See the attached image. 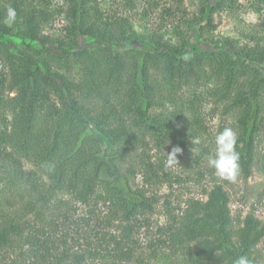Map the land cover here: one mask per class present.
<instances>
[{"label":"trees","instance_id":"obj_1","mask_svg":"<svg viewBox=\"0 0 264 264\" xmlns=\"http://www.w3.org/2000/svg\"><path fill=\"white\" fill-rule=\"evenodd\" d=\"M105 1L0 0V252L15 254L3 264H234L240 256L264 264L258 216L236 221L217 182L204 199L175 207L159 192L172 178L152 153L164 144L185 152L200 138L201 95L186 93L211 75L235 113L248 172L264 111V31L215 40V14L237 0H195L188 28L214 47L189 42L176 23L178 38L148 34L139 60L125 48L138 36L133 23ZM173 1L168 14L181 8ZM83 36L97 47L77 49ZM159 207L167 221L154 224ZM144 226L156 234L146 244L137 236ZM85 227L95 228L91 237Z\"/></svg>","mask_w":264,"mask_h":264},{"label":"rangeland","instance_id":"obj_2","mask_svg":"<svg viewBox=\"0 0 264 264\" xmlns=\"http://www.w3.org/2000/svg\"><path fill=\"white\" fill-rule=\"evenodd\" d=\"M126 1L129 0H106L105 6L107 9H116L119 15H124L133 23L138 36L125 48L131 49L139 60L146 49L145 37L153 32H158L167 39L174 40L178 38L177 32L173 28L176 23H179L180 31H184L181 34L187 36L189 42L202 43L204 50L214 47L212 41L203 40L199 36L198 26H193L192 29L188 28V19L198 9L197 1L182 0L179 4L181 11L172 12V14H168L165 8L177 7V3L173 0H133L132 5L128 7L125 6ZM255 1H259L260 10L258 12L253 7L256 5ZM180 16H184L183 19L187 21L184 20L186 21L184 22ZM214 21L216 23L213 31L215 40L227 36L243 41L251 35L260 36L264 31V0H237L233 9L215 14ZM6 38L9 46L18 47L20 45L18 37L7 36ZM96 47L95 40L87 36L81 37L77 45V49L80 50H91ZM154 76L159 83L158 91H161L160 96H162L165 94L161 88L162 81L159 75L154 74ZM220 87V81L211 75H205L198 85H193L186 93L192 95L195 91L201 95L199 102L201 136L198 144L191 142L193 147L179 154V165L166 167L168 153L177 147L175 144H164L161 149L153 145L152 153L158 159H162L165 170L170 173L172 178L171 183L161 185L159 192L170 194V202L176 207L177 205L182 206L186 200L192 198L204 199V192L208 187L216 182L221 183L229 192L232 215L236 221H240L247 213L251 212L264 222V111L261 114V122L255 135V147L248 172H245L239 163L238 178L235 182H228L220 179L215 174V170L208 165V156L215 154L216 136L225 128H231L235 133L238 130L235 113L232 110H226L230 100H220L217 96ZM167 107L159 108L156 111L167 113L169 111ZM98 137L104 146V138L101 135ZM151 139L154 140V137ZM190 140L193 141V139ZM236 150L239 155L244 153L241 143L236 145ZM139 180L140 178H138ZM78 209L80 215L89 214V209L85 206L80 205ZM160 210L161 207L158 208L157 213L151 216V221L154 224L156 222L163 224L167 221ZM103 211L101 208L96 211V214L101 215ZM94 229L85 227L84 230L91 237ZM155 235L153 229H147L144 226L140 228L137 236L140 243L146 244L153 240ZM14 255L10 251L0 252V264L9 262L15 257ZM27 263H29L28 260L24 264Z\"/></svg>","mask_w":264,"mask_h":264},{"label":"clouds","instance_id":"obj_3","mask_svg":"<svg viewBox=\"0 0 264 264\" xmlns=\"http://www.w3.org/2000/svg\"><path fill=\"white\" fill-rule=\"evenodd\" d=\"M17 21L16 10L9 7L6 12L4 24L7 27H12ZM238 137L235 131L231 128H225L215 138L216 150L215 154L208 156L209 167L215 170V174L222 180L228 182H235L240 172L239 153L236 150ZM199 139L193 140V144H198ZM180 147H174L168 153L166 167H173L179 165L178 156L182 154ZM234 264H250L246 256H240Z\"/></svg>","mask_w":264,"mask_h":264}]
</instances>
